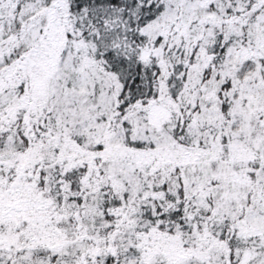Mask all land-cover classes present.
I'll use <instances>...</instances> for the list:
<instances>
[{
    "label": "snow or ice",
    "instance_id": "1",
    "mask_svg": "<svg viewBox=\"0 0 264 264\" xmlns=\"http://www.w3.org/2000/svg\"><path fill=\"white\" fill-rule=\"evenodd\" d=\"M0 264H264V0H0Z\"/></svg>",
    "mask_w": 264,
    "mask_h": 264
}]
</instances>
